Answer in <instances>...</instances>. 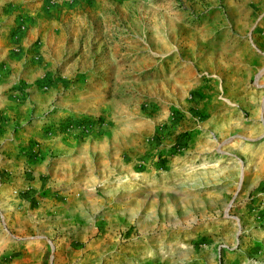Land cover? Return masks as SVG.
<instances>
[{"label": "rangeland", "instance_id": "obj_1", "mask_svg": "<svg viewBox=\"0 0 264 264\" xmlns=\"http://www.w3.org/2000/svg\"><path fill=\"white\" fill-rule=\"evenodd\" d=\"M0 264H264V0H0Z\"/></svg>", "mask_w": 264, "mask_h": 264}]
</instances>
